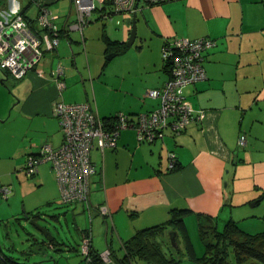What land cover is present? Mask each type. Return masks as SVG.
<instances>
[{
  "label": "crops",
  "instance_id": "crops-1",
  "mask_svg": "<svg viewBox=\"0 0 264 264\" xmlns=\"http://www.w3.org/2000/svg\"><path fill=\"white\" fill-rule=\"evenodd\" d=\"M16 2V12L31 25L40 6H46L55 15L61 34L56 50L43 54L38 66L41 75L29 72L14 80L9 92L0 85V121L11 128L8 141L2 144L9 154L0 158V181L12 184L14 190L11 205L4 210H10L18 197L13 184L18 167L14 153L25 157L26 165L43 145L55 149L62 144L54 102L87 103L102 119L117 113L134 117L150 112L160 106V100L147 92L161 88L169 79L161 58L165 42L210 39L215 44L203 54L205 79L182 90L194 113L204 114L202 120L190 123L179 135L165 130L163 138L153 143H139L135 131L128 129L117 135L115 147L94 148L90 159L97 172L91 179L88 207L78 202L61 204L50 163H38L35 174L26 175L33 178L29 185L36 194L26 213L32 216L51 204L65 206L64 211L51 214L56 216L54 222L64 220L69 231L71 221L80 243L87 230L96 253L110 248L120 254L122 243L140 230L165 222L172 208L189 211L181 233L187 234L193 248L188 231L195 232L199 224L219 230V225L232 220L247 233L264 232V0H177L156 5L138 0L135 41L110 58L122 61L114 83L100 80L110 61L103 58L115 51L105 41L125 44L133 13L95 20L110 21L118 32L92 22L80 31L71 0L50 6H34L32 0ZM1 13H15L13 0H0ZM240 136L245 138L241 145ZM169 153L175 157V171L168 170ZM8 185L0 184V189ZM9 193L2 198L8 200ZM102 207L108 215H101ZM66 236L40 245L56 252H77L79 247L68 246ZM178 238V242L183 240L181 235ZM195 243L199 244L194 237ZM199 250L195 255L200 258L203 249ZM190 262L179 264H194Z\"/></svg>",
  "mask_w": 264,
  "mask_h": 264
},
{
  "label": "built area",
  "instance_id": "built-area-1",
  "mask_svg": "<svg viewBox=\"0 0 264 264\" xmlns=\"http://www.w3.org/2000/svg\"><path fill=\"white\" fill-rule=\"evenodd\" d=\"M177 0H144L146 5H156ZM76 28L82 31L91 21L94 11L100 12L99 18H109L113 14L135 13L138 0H71ZM55 15L46 6L39 8L35 24L30 27L21 12L0 15V70L12 76L14 80L25 77L34 71L41 75L38 66L46 52L55 51L59 44L60 28ZM215 42L207 39L189 40L176 38L168 40L162 46L161 57L169 67V79L159 89L147 92L151 98L160 100V106L149 113L134 117L123 113L115 115L114 130L107 133L100 117L87 103H53V115L57 118L63 132V141L58 148L43 145L37 157L29 156L24 171L27 176L36 172L40 162L50 163L63 205L82 203L86 207L90 202V184L97 170L91 162L90 153L94 148L101 151L115 147L118 132L134 129L139 142H153L163 138L165 130L178 134L193 122L200 121L204 114H196L183 96V88L205 79L203 68L204 52ZM57 71L62 72L58 65ZM241 136L238 143H244ZM168 168L174 165L175 157L169 153ZM9 187H1L0 193L7 198ZM101 215H108L105 207L99 209ZM85 264L92 259L90 234L83 233L79 246ZM101 264H112L110 253H99Z\"/></svg>",
  "mask_w": 264,
  "mask_h": 264
},
{
  "label": "rangeland",
  "instance_id": "rangeland-1",
  "mask_svg": "<svg viewBox=\"0 0 264 264\" xmlns=\"http://www.w3.org/2000/svg\"><path fill=\"white\" fill-rule=\"evenodd\" d=\"M33 5L35 4H46V5H51V3H55L58 0H32ZM67 4H69L70 0H65ZM36 2V3H34ZM33 8V7H32ZM31 8V9H32ZM34 12V8L31 10L30 15H32ZM100 12L94 11L90 18L89 21L92 22L91 25H95L99 23L105 24L108 26L107 28L112 31V32H118L119 28L113 29V25L111 24L110 21L107 20H99L96 22L95 20L99 17ZM112 28V30H111ZM81 53L78 54L81 55ZM113 53L107 54L103 59L104 61L110 60L108 59V56ZM108 65L105 67L103 76L100 78V80H104L105 82L108 83H114L115 82V76L118 73L119 67H122V61L118 58H113L110 61H107ZM97 62V68L100 69V66ZM93 65V62H92ZM98 69V70H99ZM9 76V77H8ZM7 78L5 75L0 71V79L4 80V82L0 83V85L3 87V89L6 92H9L10 89L13 88V85L15 84L16 81L12 78V76L8 75ZM95 78H93L94 82ZM88 82V81H86ZM89 83V82H88ZM7 122H2L0 121V158H5V156H8L9 151L5 149L4 145H2L5 141H8V135L9 132L11 131V128L8 127ZM2 146L4 149H2ZM15 151V149H14ZM17 152L14 153V157L18 158V167L17 171L14 172L13 174V180H14V186L15 189L18 190L17 194V201L13 203V206L10 208V210H4L8 209V207L11 205L10 203V198L14 196V190L12 189V184L8 185L4 183V181H0V184L2 185H8L11 189V194L9 193L8 200H4L0 194V247L2 251L9 255L12 256L13 258L16 259L18 263L21 264H32V263H37V264H54V260H56L57 264H85V261L83 260V256L79 252V249L77 252L67 250L65 249L63 252H56V250H50L47 247H44L43 245H40L41 242H45L46 238L44 235L39 233L36 228L28 223L25 219V213L27 212L28 204L33 203L34 200H36V194L33 193L30 189L31 186L29 185L30 182L33 181V178H29L26 176L25 171H23V168L25 167V157L19 156V154L16 155ZM4 156V157H3ZM2 160V159H0ZM3 161H0L2 163ZM21 169V171H20ZM13 182V181H12ZM20 185L22 186V189L20 188ZM27 192V196L24 198V193ZM25 200V201H24ZM50 207H44L42 210L40 209L39 212L41 215H51L52 213H59L60 211H64L66 209L65 206H60V205H55L51 204L49 205ZM39 224L46 227L48 232L52 237L56 239V241L59 242L58 240V235L63 236L66 234L68 238V246H72L75 248H78L80 246V241L78 239L77 232L74 230L71 221H69V231H67V227L65 226V221L62 220L60 222H53V221H47V220H41L39 221ZM213 225L206 226V236L209 237L212 240V227ZM223 225H219V230H221ZM172 231V230H171ZM166 232V236H168V233ZM191 237V240L193 242L194 248L192 245L189 243V249H185L183 245H179L180 249L183 252V257L182 260L186 259H191L192 262L197 264L198 263V253L200 250L199 248L203 249V252L205 250V244L203 240H201L198 230L195 229L194 231H188ZM194 237L198 241L199 244L195 243L194 244ZM180 239V237L178 238ZM213 242V241H212ZM183 241L180 240L179 244H182ZM199 246V248H198ZM57 248H64L63 246L57 247ZM168 251V250H167ZM175 251V250H174ZM36 252L37 254H34ZM39 252H42L41 255H38ZM202 252V255L204 254ZM174 253V252H173ZM177 253V252H176ZM196 253V255H195ZM214 252L211 251V254L213 255ZM54 257V260L52 259L51 261L49 260H43L42 257H48V256ZM189 255V256H188ZM188 256V257H187ZM196 259V260H195ZM181 260V261H182ZM194 260V261H193ZM142 259H134L133 264H146ZM246 263H249L248 261ZM148 264V263H147Z\"/></svg>",
  "mask_w": 264,
  "mask_h": 264
},
{
  "label": "trees",
  "instance_id": "trees-1",
  "mask_svg": "<svg viewBox=\"0 0 264 264\" xmlns=\"http://www.w3.org/2000/svg\"><path fill=\"white\" fill-rule=\"evenodd\" d=\"M29 25L30 27H33V25L31 24ZM105 43L107 48L115 50L114 52H111L113 54L121 53L126 49L124 43L120 44V43L110 42L108 40H106ZM164 65L166 72L169 73L168 64L164 63ZM0 71L7 78L8 74L5 71L2 70ZM144 113H149V112H144ZM115 115L110 118H103V119L100 118L103 123L102 126L107 133L112 132L115 128L114 127L116 125ZM128 129L131 128L120 130L118 134L121 131ZM184 130H182L178 134H173L171 132L170 133L172 135H179ZM135 136L138 141L137 134H135ZM139 143H149V142L144 141ZM174 162L175 163L173 167L168 168L169 171L177 170L178 166L175 160ZM188 212L189 211L187 209L178 210L172 208L170 209L169 217L165 222L140 230L130 240L122 243L120 248L121 250L120 254L112 252V250L109 248L108 251L110 253V260L112 264H133V260L136 258L142 259L148 264H179L180 261L182 260L183 252L181 249H179L178 251H174V249L170 245L168 236H166V231L168 229H172V231H175L177 233V238L178 235H181L185 249H189L188 236L185 233H181L182 230L184 229V217L188 214ZM38 214L39 212H37L36 214L30 217H36ZM25 215L29 216V214L27 213H25ZM206 228L208 227L199 224L198 233L201 240L203 241H206V239L209 238L205 235ZM209 228H212L211 229L212 240L210 242L206 241L204 254L202 255V257L197 259L199 264H264V232L255 233V234L247 233L242 229H240L237 226L236 222L232 220L227 221L223 225L221 230H218L214 225ZM177 238H176V242L179 245ZM211 251L214 252L213 255H209L211 254ZM89 256L92 259V261L89 264L102 263L99 253H96L94 249L90 251ZM247 261L249 263H246ZM0 264H21V263H18L16 259L13 258L12 256L5 254L0 247Z\"/></svg>",
  "mask_w": 264,
  "mask_h": 264
},
{
  "label": "water",
  "instance_id": "water-1",
  "mask_svg": "<svg viewBox=\"0 0 264 264\" xmlns=\"http://www.w3.org/2000/svg\"><path fill=\"white\" fill-rule=\"evenodd\" d=\"M135 38H136V12L133 13V15H132L131 29H130L128 39L125 42V45L127 47L132 46L134 41H135ZM112 56H113V54H110L108 56V59L112 58ZM55 217L56 216H52V215H48V216L47 215H41V213L38 214L36 217H30L28 215L24 216L26 221L28 223H30L31 225H33L39 233L44 235V237L46 238L47 241L52 240L53 237L50 235V233L48 232L46 227L39 224V221L45 219L47 221H53L54 222ZM176 238H177V233L175 231H170L168 233V239H169L170 245L172 246V248L175 251H178L180 249V247H179L178 243L176 242Z\"/></svg>",
  "mask_w": 264,
  "mask_h": 264
},
{
  "label": "clouds",
  "instance_id": "clouds-1",
  "mask_svg": "<svg viewBox=\"0 0 264 264\" xmlns=\"http://www.w3.org/2000/svg\"><path fill=\"white\" fill-rule=\"evenodd\" d=\"M13 10L15 12L19 10V4L16 2V0H13Z\"/></svg>",
  "mask_w": 264,
  "mask_h": 264
},
{
  "label": "flooded vegetation",
  "instance_id": "flooded-vegetation-1",
  "mask_svg": "<svg viewBox=\"0 0 264 264\" xmlns=\"http://www.w3.org/2000/svg\"><path fill=\"white\" fill-rule=\"evenodd\" d=\"M39 153H40V152H39ZM38 155H39V154H38ZM38 155H37V156H38ZM25 166H26V165H25ZM24 168H25V167H24ZM24 168H23V169H24ZM106 250H108V249H106Z\"/></svg>",
  "mask_w": 264,
  "mask_h": 264
}]
</instances>
